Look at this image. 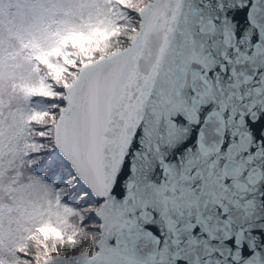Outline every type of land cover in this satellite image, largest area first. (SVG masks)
Wrapping results in <instances>:
<instances>
[{"label":"snow or ice","instance_id":"6c2138e0","mask_svg":"<svg viewBox=\"0 0 264 264\" xmlns=\"http://www.w3.org/2000/svg\"><path fill=\"white\" fill-rule=\"evenodd\" d=\"M0 264H264V0H0Z\"/></svg>","mask_w":264,"mask_h":264}]
</instances>
